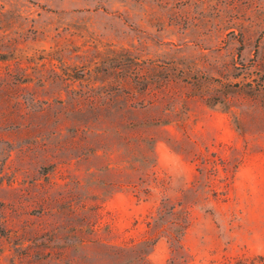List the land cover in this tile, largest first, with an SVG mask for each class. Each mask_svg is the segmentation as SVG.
<instances>
[{"label": "rangeland", "instance_id": "obj_1", "mask_svg": "<svg viewBox=\"0 0 264 264\" xmlns=\"http://www.w3.org/2000/svg\"><path fill=\"white\" fill-rule=\"evenodd\" d=\"M119 108L168 120L136 188ZM155 219L152 264H264V0H0V264H116Z\"/></svg>", "mask_w": 264, "mask_h": 264}, {"label": "trees", "instance_id": "obj_2", "mask_svg": "<svg viewBox=\"0 0 264 264\" xmlns=\"http://www.w3.org/2000/svg\"><path fill=\"white\" fill-rule=\"evenodd\" d=\"M170 80V79H167ZM171 81H174L173 79ZM120 117L113 119V121H107V128L111 129L116 127L118 130V143L117 145L121 149V162L124 164L121 172L120 188H136L137 181L133 175L140 173L137 179L141 180L144 172L147 171L149 165L151 167L155 166L156 156H155V145L157 142L156 136L148 132L151 126H156L160 124H166L167 119H162V117L155 116H139L133 121L126 119V111L129 109H121ZM138 109V108H135ZM139 110V109H138ZM176 205H167L164 201H161L158 210L165 211L168 213L175 210ZM150 227L153 229V234L151 237H145L142 241L136 242L131 241L129 245H124L122 247H117L115 250L113 247H107L108 255H116V264H152L150 261V253L155 246L157 240L164 236L162 234L163 225H160L158 219L153 220L149 223ZM159 226H161L159 228ZM188 224L182 227L181 235L187 229ZM162 229V230H161ZM175 240L179 245L173 246L172 255L169 264H186L188 259L181 252L182 247L180 243L179 236L174 235ZM181 237V236H180ZM81 241L83 243L91 242L96 243L99 241L97 237L89 236L82 237ZM108 264H112L109 261ZM115 264V263H114Z\"/></svg>", "mask_w": 264, "mask_h": 264}]
</instances>
